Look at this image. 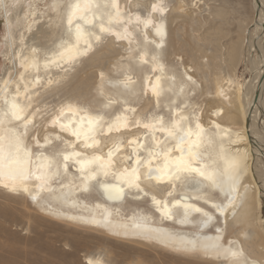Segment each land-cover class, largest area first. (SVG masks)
<instances>
[{
    "label": "bare ground",
    "instance_id": "6f19581e",
    "mask_svg": "<svg viewBox=\"0 0 264 264\" xmlns=\"http://www.w3.org/2000/svg\"><path fill=\"white\" fill-rule=\"evenodd\" d=\"M165 1L147 2L142 17L133 12L139 0H72L64 16L69 39L41 61L24 41L26 31L20 36L0 77V191L28 200L52 220L151 245L176 254L184 264H264V0L252 1V22L229 53L231 76L223 79L213 71L211 92L195 76L207 71L208 59L192 47L180 53L182 44L173 37L175 27L190 20L181 10L183 0H176L171 14ZM4 4L0 0V8ZM32 22L27 32H34ZM136 28L142 33L136 63L150 67L141 108L123 104L122 112L105 123L101 114L63 100L41 115L40 73L52 76L81 59L97 58L104 48L95 52L94 43L102 35L131 49ZM247 38L258 48L248 61L249 82L240 83L237 70L247 63ZM166 41L169 56L183 66L178 84L159 61L147 59V44L157 52ZM61 77H48L44 86ZM117 83L123 92L132 91L130 76ZM192 84L200 86L199 104L185 97ZM166 92L162 102L169 119L145 120L142 113ZM105 100L103 105H110L112 99ZM60 139L66 149L54 158L46 149ZM92 185L100 199L87 202ZM145 203L148 213L139 208ZM125 205L132 210L127 215ZM84 264L103 262L87 257Z\"/></svg>",
    "mask_w": 264,
    "mask_h": 264
},
{
    "label": "rangeland",
    "instance_id": "374dc122",
    "mask_svg": "<svg viewBox=\"0 0 264 264\" xmlns=\"http://www.w3.org/2000/svg\"><path fill=\"white\" fill-rule=\"evenodd\" d=\"M71 1L5 0V4L0 8V77L8 67V59L14 56L19 46L18 39L25 31L24 41H27V45L34 46L40 61L55 51L59 43L69 39V31L64 28V16ZM139 1L141 3L133 8V12L145 17L147 2L151 0ZM252 1L183 0L181 10L184 11V16L189 14L188 24L185 27L182 24L175 27L176 22L171 23V27L176 28L173 33L175 41L182 44L180 53L192 47L200 51L205 57L204 61L208 59L207 63L203 62L207 71L202 69L195 75L196 79L203 82L204 89L208 92L213 89V71L223 79L231 76L232 61L229 53L233 48L239 47L236 42L238 39H244V30L252 22L254 15ZM175 4L176 0H166L165 11L171 14ZM32 20H35L34 32L30 33L27 32L26 25H31ZM98 21L95 19L96 23ZM93 32L95 33V29L91 27L88 33L90 39H93ZM134 38L129 49V46L124 47L117 41L110 43L108 36L102 35L100 40L94 43L95 52L104 48L97 58L81 59L70 68L62 69V73L52 76L40 73L41 84L38 86L37 103L41 115L45 117L50 114V111L63 100H74L79 106L95 114H101L105 118V123L122 112L123 104L135 110L141 108L144 98L142 85L145 75L150 73V67L147 64L141 66L136 63L135 57L142 50V33L138 28L134 29ZM244 42L247 46L244 53L247 63L243 61L238 66L237 77L240 83L249 82L251 74L248 63L256 57L255 50L258 48V45H255L254 49L248 38ZM169 50L168 41L157 52H154L152 44H147L146 51L150 56L147 59L150 60L152 56L159 61L164 71L171 75L173 83L178 84L184 76L183 66L181 61L169 56ZM260 62V58L256 60V67ZM57 75H62L59 82L53 86H44L48 77L53 80ZM124 75L130 76L133 83L132 91L128 93L120 90L118 83L116 84ZM185 92L190 104L200 103L202 98L198 84L188 85ZM169 94L166 92L162 95L158 104L144 111L142 117L147 120L158 115L165 120L169 119L168 111L162 102ZM250 94L251 90L248 92V95ZM105 96L112 99L108 106L103 105L106 101ZM118 96L124 100L118 99ZM178 101L181 99L178 98ZM64 144L62 139L54 141L46 149V153L57 158L59 153L66 149ZM147 146L148 140L145 138V147ZM67 169L74 174L71 166ZM90 194H92L90 199L86 198L87 202L100 199L95 185L90 187ZM139 208L147 213L151 211L146 203ZM123 211L127 215L132 210L125 205ZM260 215L264 228V199ZM87 257L99 259L103 264H184L179 256L160 248L107 237L95 231L52 220L32 207L28 200L0 191V264H84Z\"/></svg>",
    "mask_w": 264,
    "mask_h": 264
}]
</instances>
